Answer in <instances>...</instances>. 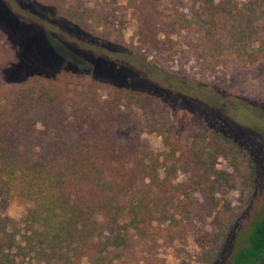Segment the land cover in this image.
Wrapping results in <instances>:
<instances>
[{"label":"trees","instance_id":"trees-1","mask_svg":"<svg viewBox=\"0 0 264 264\" xmlns=\"http://www.w3.org/2000/svg\"><path fill=\"white\" fill-rule=\"evenodd\" d=\"M38 2L101 43L97 52L67 44L77 55L115 68L135 69L152 55L172 61L182 43L202 74L264 61V0H176L167 12L161 0ZM6 38L0 27V69L13 63ZM169 107L83 71L0 78V264H160L161 245L212 215L215 192L234 187L244 167L243 148L223 133L175 135ZM213 108L225 114L227 106ZM124 127L134 134L118 142ZM12 199L26 205L19 221L5 214ZM231 263L264 264V213Z\"/></svg>","mask_w":264,"mask_h":264},{"label":"rangeland","instance_id":"rangeland-1","mask_svg":"<svg viewBox=\"0 0 264 264\" xmlns=\"http://www.w3.org/2000/svg\"><path fill=\"white\" fill-rule=\"evenodd\" d=\"M1 1L0 27L6 33L4 43L13 51V63L0 69L5 84L62 70L83 71L161 96L172 104L168 117L177 136L218 132L243 148L242 176L235 179L234 187L217 189L215 212L195 223L182 239L162 244L155 256L160 264H232L234 251L244 245L254 222L264 213V116L245 111L247 103L242 101L264 108V61L246 68L231 63L216 74H202L182 43L187 39L181 38L182 44L172 61L163 55H152L135 69L115 68L94 56L81 57L69 48L67 44L77 42L79 49H74L97 52L101 43L65 22L38 0ZM125 1L117 0L120 6ZM161 1L166 12L176 2ZM131 31L129 26L126 34L130 35ZM220 94L223 98L215 97ZM220 104L227 106L225 114L213 108ZM244 111L248 116L240 113ZM114 134L118 142H124L133 136L134 129L117 128ZM143 138L155 151L161 150L159 137L145 132ZM225 166L221 160L217 168ZM25 208V204L12 199L5 214L19 221Z\"/></svg>","mask_w":264,"mask_h":264}]
</instances>
